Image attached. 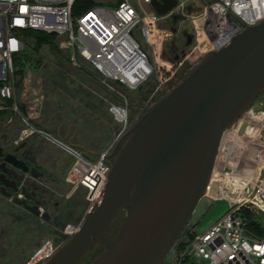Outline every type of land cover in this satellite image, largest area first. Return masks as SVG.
Returning a JSON list of instances; mask_svg holds the SVG:
<instances>
[{"label":"water","instance_id":"water-1","mask_svg":"<svg viewBox=\"0 0 264 264\" xmlns=\"http://www.w3.org/2000/svg\"><path fill=\"white\" fill-rule=\"evenodd\" d=\"M151 6L164 17L177 0H152ZM29 72L15 65L16 89ZM263 93L264 22L207 52L179 85L144 107L108 157L102 198L44 264H80L100 249L89 264H172L213 203L205 192L225 132L250 107L260 108L255 102ZM20 109L28 114L25 103ZM0 157L17 167V158L4 157L1 147Z\"/></svg>","mask_w":264,"mask_h":264},{"label":"built area","instance_id":"built-area-1","mask_svg":"<svg viewBox=\"0 0 264 264\" xmlns=\"http://www.w3.org/2000/svg\"><path fill=\"white\" fill-rule=\"evenodd\" d=\"M77 1L0 0V112L10 115L6 126L13 127L18 122L28 128L23 135L33 131L30 112L23 114L16 97L14 72L25 52L28 31L66 40L73 50L75 65L80 59L92 66L100 85L115 97L108 111L119 126V139L131 126L125 93L137 92L158 69L147 47L154 53L155 45L165 33L172 36L171 31L162 30L163 21L177 15L188 22L195 35L194 49L205 54L228 46L247 27L264 22V0H216L212 3L177 0V6L164 17L152 8V0H115L114 4H96L74 15ZM196 8L199 10L192 11ZM244 123H239L238 133ZM256 142L260 153L246 161L240 157L232 167L222 159L221 143L205 196L213 202L227 201L229 210L204 233H196L193 242L181 254L180 262L176 257L172 264H181L186 257L203 260L206 264H264L263 125ZM109 153V150L101 153L95 161L77 156L69 170L70 183L75 188L87 190L88 214L107 188L112 167ZM244 211L259 218L262 232L255 235L248 230ZM81 225L68 226L65 233L71 238ZM57 250L51 240L46 241L25 264H44Z\"/></svg>","mask_w":264,"mask_h":264},{"label":"flooded vegetation","instance_id":"flooded-vegetation-1","mask_svg":"<svg viewBox=\"0 0 264 264\" xmlns=\"http://www.w3.org/2000/svg\"><path fill=\"white\" fill-rule=\"evenodd\" d=\"M166 21L172 33L170 43L165 48L166 53L172 55L174 62H182L191 53V49L194 50L196 40L193 29L180 17ZM17 65H26L29 71L33 67L41 71L44 61L28 57ZM42 78L45 84L52 87L63 86L69 102L76 100L72 93L75 84L70 77L61 80H54V76L48 80ZM43 100L46 101L45 97ZM258 101L264 104V93L258 97L256 102ZM64 107L67 108L65 112L58 110L50 117L43 113L32 117V133L23 135L28 128L18 122L13 127L4 124L0 128V147L4 157L15 156L17 160L14 163L18 167L5 163L4 158L0 157V222L4 215L14 217L22 225L32 222L51 235V241L58 249L70 238L65 233L66 228L74 226L72 223L76 221L82 223L86 219L84 207L88 206L87 199L85 201L78 195V188L69 181V170L74 159L77 156L96 158L107 151L101 152L100 146L90 144L89 139L85 140V135L82 136L79 124L67 120V117L78 119L77 117L82 116L80 111L71 109L68 105ZM108 160L112 162L109 158ZM54 238L60 241L55 243ZM2 239L9 240V236L1 233L0 241ZM41 245L39 243L37 248ZM26 249L22 251L25 252ZM98 251L88 255L80 264H89L103 249ZM10 253L13 254L12 248ZM0 264H13V260L4 259Z\"/></svg>","mask_w":264,"mask_h":264},{"label":"rangeland","instance_id":"rangeland-1","mask_svg":"<svg viewBox=\"0 0 264 264\" xmlns=\"http://www.w3.org/2000/svg\"><path fill=\"white\" fill-rule=\"evenodd\" d=\"M96 1L98 4L103 5H110L115 3V0ZM146 10L151 11L152 9L146 8ZM160 26L162 30L166 29L171 31L168 21H163ZM170 39V34L165 33L161 37L160 43L155 45L153 49L154 53L150 48L147 47V50L151 54L152 58H154L158 63V69L141 91L125 93L128 100L129 120L131 125L140 118L141 114L144 112V107L150 106L160 100L162 97L166 96L172 89H174L181 83L187 73L205 56L204 52L201 53L198 52V50L191 49V53L185 58L184 61L174 62L172 60V55L166 53L165 49L166 45L170 43ZM58 49L60 53L50 52L48 49L44 48L39 51L38 55H35L36 57H41L44 60L43 70H41L39 73L30 71L25 76L20 91L22 94V101L28 106L29 111L34 113V116H38L43 113L46 115V117H50L58 110H60L61 112H65L67 110L64 107L65 105H68V107H70L71 109L80 111L82 116L77 117L78 119H69V117H67V120H72L78 123L79 128L81 129L80 132L83 134L82 136L85 135V140H87L88 138L89 143L93 146L96 145V142L99 139L103 138L107 140L106 144L100 149V151L102 152L104 150H109V152L111 153L120 139H118L117 136L119 127L113 121L109 111H107L110 103L114 102L115 97L113 95L109 96L105 91L101 89V87L99 86V76L91 65L83 62L80 59H77V65H75L72 60L73 50L66 40L59 38ZM205 50L206 48L203 49V51ZM25 52L33 53L29 44H26ZM64 57L67 58V61L64 60ZM43 73L53 74V76L55 75L59 78L70 77L71 81L75 84L74 93H76L77 96L76 100H72V102H69L66 93H64L63 86L59 85L58 87H55L54 90L52 88V90H50L52 101L44 102L43 98L45 97V99H47L46 92L48 90L46 89L47 84L43 82ZM256 105L260 108L253 109V107H250L241 116L237 123L229 128V131H232L234 133L233 143H238V147H240L232 148L233 144L232 147H230V144L223 145V149L221 150L223 154L222 159L225 160L228 154V158L225 161L226 165L230 167H232L233 164L230 163L229 159H236V155H238L237 158L241 157L242 161H246V159L249 160L248 157L251 158L254 154H258L252 152L257 150V146L255 145L257 143L256 137L251 143V139L247 140L248 137L246 139H244L243 137L240 138L237 130L241 121L248 122L250 119H253L251 116L253 113L257 115H264V104H261V102L258 101L256 102ZM98 106L104 109V114L99 115L97 110ZM30 119H32L31 115ZM253 124L256 126V129H262V125L264 126V116L261 124L257 121H253ZM236 160L238 161V159ZM229 206V203L225 200L213 202L206 215L201 218L199 224L189 233L188 237L186 238V248L193 242L196 237V233H204L211 225H213L228 212ZM87 214L88 206H85L84 215L86 218L88 216ZM12 220L14 219L12 218ZM72 224L74 226H80L82 223L78 222L77 225L75 223ZM260 224L261 226L263 225L261 221ZM12 225L13 224L11 220L5 222L3 219L0 222V234L3 233L4 235L9 236L11 240H13L14 235L19 234L15 229L10 227ZM11 240L2 239L0 241V261L4 259H7L9 261L13 260V264H16L18 263L16 252H14L13 254L10 253V248L14 246V244H11V242L13 243V241ZM16 240V244H20L23 241H28L29 237L28 235L24 234V236H18ZM49 240L51 239H46L45 242ZM45 242L43 241V243ZM43 243L41 242V244ZM26 245L27 244H25L24 247L21 248V250L24 248H28ZM181 254H177V259L179 262L181 260ZM27 260L28 258L26 259V261ZM192 261L194 264H206L205 261L200 259H194Z\"/></svg>","mask_w":264,"mask_h":264},{"label":"trees","instance_id":"trees-1","mask_svg":"<svg viewBox=\"0 0 264 264\" xmlns=\"http://www.w3.org/2000/svg\"><path fill=\"white\" fill-rule=\"evenodd\" d=\"M202 1L204 3H212V2H214L216 0H213V1L202 0ZM96 4H98L96 0H78L75 3L74 7H73V14L74 15H80V14L92 9ZM194 10L197 11L199 9L198 8L192 9V11H194ZM26 35H27L26 44H29V46L31 47L33 53L24 52L22 57H24V58L36 57L35 55H38L39 51H41L44 48L48 49L50 52L60 53L59 49H58V41H59V37L58 36H56V35H48V34H45V33H42V32H36V31H28L26 33ZM36 58L43 60L41 57H36ZM64 60L67 61V58L64 57ZM53 70H55V69H53ZM50 71H52V70H50ZM39 72H40V70L36 71V73H39ZM43 77L48 80L49 78L53 77V74L43 73ZM24 79L21 81L20 87L16 89V97H17V100H18L19 104H21V105L23 104V102H22V99H21V95L22 94H21L20 91H21V87H22V83H23ZM53 79L54 80H61L62 78H59V77L54 75ZM145 85H143V87L141 89H139L138 91H141L144 88ZM51 88L53 90L55 89V87H52V86L47 84V88L46 89L48 91L46 92L47 99H46L45 102L52 101V98H51L52 96H50L51 95V91L50 90H52ZM102 90L105 91L109 96H111V94L109 92H107L105 89H102ZM72 93L74 94L75 98H77L76 93H74V89H73ZM97 110H98L99 115H101V112L104 109L102 107L98 106ZM9 117H10V115H9L8 112H3V111L0 112V128L2 127V125H4L7 122ZM35 124H36V122H35ZM37 125H38V123H37ZM117 126H118V124H117ZM12 129H15V127L12 128ZM106 142H107V140L102 138V139H99L96 142V145H94V146H100V148H102V147H104ZM97 158L98 157H96V158H87V159L91 160V161H95ZM74 161H75V159H74ZM78 195L83 197L85 199V201H86V195H87L86 188L79 187L78 188ZM243 213H244V216H245L246 221H247L248 230L250 232L254 233L255 235L259 234L260 231L262 232V230H261L262 226L260 224L259 218L256 215H254V214H252V213H250L248 211H244ZM3 218H4L5 222H8L9 220H11L13 225L10 226V227L15 229L16 232L19 233L18 235H14L13 236V240H11V238H9L11 241H13V243L12 242L11 243L14 244V246L12 247L13 253L16 252V254H17V262L18 263H16V264H24L26 259L29 257V255L31 253L35 252V250L37 249V246H38L39 243H41V242L43 243V241L45 242L46 239H49V238L51 239L52 238L51 235H49L48 232H46L45 229H43L42 227H37L32 222H28L27 225H25V224L22 225L16 219H14V217L10 218L9 216L4 215ZM12 218L14 220H12ZM74 223L77 225L78 222L76 221ZM116 230L117 229H115V231ZM24 234L28 235L29 240L28 241H23L20 244H16L17 237L20 236V235L24 236ZM53 240H54L55 243H58L60 241V239H56V238H54ZM25 244L28 245V248L25 250V252H23L22 251L23 249L21 250V248ZM185 248H186V245H185V242H184L179 247L177 254H181L185 250ZM95 252H99V251L98 250H94L91 253H95ZM24 253H25V255H24ZM181 264H194V263H193V261L191 259L186 257L184 260H182Z\"/></svg>","mask_w":264,"mask_h":264},{"label":"bare ground","instance_id":"bare-ground-1","mask_svg":"<svg viewBox=\"0 0 264 264\" xmlns=\"http://www.w3.org/2000/svg\"><path fill=\"white\" fill-rule=\"evenodd\" d=\"M251 115V114H250ZM249 115V116H250ZM252 116V120L250 119L248 122H245L246 124H247V128H246V130H245V132H244V134H242V135H240V138L241 137H243L244 139H246L247 137H248V139L247 140H249V138L251 139L250 140V142L252 143L253 142V140L255 139V137H256V139H257V137H258V134H257V131L259 132L260 131V129L258 128V129H256V126L253 124V121H257V122H259L260 124H261V122L263 121V116L264 115H257V114H252L251 115ZM250 121H252V122H250ZM256 134H257V136H256ZM236 136V135H235ZM233 138H234V133L232 132V131H229V129L225 132V134H224V137H223V141H222V145H224V144H230L231 146L230 147H232V144H233V147L232 148H234V147H238L239 145H238V143H233ZM236 138V137H235ZM249 143V142H248ZM246 145V144H245ZM257 147H256V149L257 150H255V151H252V152H254V153H260V148H259V145L256 143L255 144ZM238 148H240V147H238ZM245 148V147H244ZM223 149V148H222ZM242 149V148H241ZM247 150H248V148H247ZM222 153V152H221ZM239 154V153H238ZM223 155V154H222ZM238 157V155H236V159H238L237 158ZM228 158V154H227V157H226V159ZM236 159H229V161H230V163L231 164H233L234 166L237 164V160ZM228 161V160H227ZM229 163V164H230ZM232 165V166H233Z\"/></svg>","mask_w":264,"mask_h":264},{"label":"crops","instance_id":"crops-1","mask_svg":"<svg viewBox=\"0 0 264 264\" xmlns=\"http://www.w3.org/2000/svg\"><path fill=\"white\" fill-rule=\"evenodd\" d=\"M27 108H28V106H27ZM28 110H29V108H28ZM30 112V115L32 116V117H36V116H34V113H32L31 111H29ZM250 139V138H249Z\"/></svg>","mask_w":264,"mask_h":264}]
</instances>
